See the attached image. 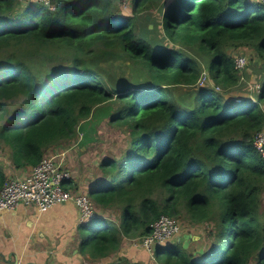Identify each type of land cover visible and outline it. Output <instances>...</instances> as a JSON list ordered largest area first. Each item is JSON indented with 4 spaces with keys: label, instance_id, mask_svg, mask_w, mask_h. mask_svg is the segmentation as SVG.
<instances>
[{
    "label": "trees",
    "instance_id": "obj_1",
    "mask_svg": "<svg viewBox=\"0 0 264 264\" xmlns=\"http://www.w3.org/2000/svg\"><path fill=\"white\" fill-rule=\"evenodd\" d=\"M18 1L0 0L8 165H37L101 104L111 122L127 126L118 156L100 159V177L69 166L64 188H86L95 207L78 226V253L105 259L125 238L150 235L161 215L186 213L197 223L216 220V238L197 255L176 241L163 259L158 246L163 264H264V154L254 145L264 129V3L126 0L125 14V0ZM239 47L254 51L253 71L242 74L259 87L229 100L222 94L238 90L241 75L228 51ZM106 54L129 58V77L99 68ZM204 71L209 80L199 85ZM8 177L0 164V189ZM96 208L118 211V222Z\"/></svg>",
    "mask_w": 264,
    "mask_h": 264
},
{
    "label": "rangeland",
    "instance_id": "obj_2",
    "mask_svg": "<svg viewBox=\"0 0 264 264\" xmlns=\"http://www.w3.org/2000/svg\"><path fill=\"white\" fill-rule=\"evenodd\" d=\"M38 1L40 0H19L18 2L20 6H23L27 3ZM121 12L125 14L130 13L129 1L126 4H121ZM147 23H149L148 18L144 19V21H141V24L143 26H146L145 24ZM228 53L232 57H244L246 60V66L241 71L238 70L241 75L239 84L237 86L238 90L222 94V96L226 97L229 100H241L253 96V93L258 89L256 87L258 85L253 83L251 78H247L245 77V75L242 76V72L245 71L246 73H249L253 71L254 67L252 66V64H248L249 62L257 61V57L254 51L249 48L239 47L230 48ZM98 67L105 69L111 77H129L131 73L130 59L117 55H101L99 57ZM126 128L127 126L123 124L111 122L104 104H101L93 110L92 114L86 120L81 122V124L77 128V135L72 141L65 142L59 146L51 148L47 150L44 155H47L49 153L61 155L60 157L62 158V165L63 167L68 168L70 172H72L71 175L74 174V172L71 168H69L70 164L75 167V170L77 171V173H79L78 176L81 177L85 174L84 177H87L88 175L86 174H91L93 177L97 178L100 177L98 172V164L100 159L104 156H118L120 150L123 149L127 135ZM8 152H10V148L6 144L0 142V164L3 163L8 172L14 175L16 170L12 169V167L8 165ZM77 185L79 187L78 183ZM72 191L76 190L72 189ZM262 198L264 199V193L262 195ZM96 214H101L103 217L108 218L115 223H117L119 220L118 211L114 209L96 208ZM174 218L179 224V233L172 236L171 238H168L163 244H166L168 241L175 243L176 241L174 237H176L177 235H180L179 237H181L183 234H190L191 238L187 244L186 249L189 251V253L191 252L195 255H197V253L199 252V250H197L198 248H202L204 251L207 246L215 240L216 234L219 230V226L216 220L213 222L204 221L197 223L191 221L186 213L181 216H175ZM91 228L92 227H90L89 231H91ZM192 235L193 237H196L195 240H192ZM124 241V244L126 245L124 247L125 253H127L129 248L134 245V249L145 254L143 259L138 258V256L135 259H132V261L127 258H120L123 257L121 244L117 252L112 253L105 259L90 260L89 258L81 256V254L78 253V258H80V260H75L73 264H133L137 262L141 264H163L154 254L155 246H153L148 251L139 246V238L125 239ZM167 248V246H164V249L160 254V258L164 259L166 251H168ZM250 264H254V262L252 261Z\"/></svg>",
    "mask_w": 264,
    "mask_h": 264
},
{
    "label": "crops",
    "instance_id": "obj_3",
    "mask_svg": "<svg viewBox=\"0 0 264 264\" xmlns=\"http://www.w3.org/2000/svg\"><path fill=\"white\" fill-rule=\"evenodd\" d=\"M30 169L17 170L14 175L8 172L9 177H26ZM79 218L78 208L72 201L53 205L44 212L33 204H19L15 209L1 211L0 264H73L78 258ZM179 236L174 237L175 241ZM195 239L192 235V240ZM124 243L120 258L143 259L145 254L134 249V245L125 253ZM173 243L161 245L169 247Z\"/></svg>",
    "mask_w": 264,
    "mask_h": 264
},
{
    "label": "built area",
    "instance_id": "obj_4",
    "mask_svg": "<svg viewBox=\"0 0 264 264\" xmlns=\"http://www.w3.org/2000/svg\"><path fill=\"white\" fill-rule=\"evenodd\" d=\"M40 1L50 4V0ZM257 1L264 3V0ZM245 66L244 57H234L236 70L241 71ZM207 80L209 79L204 71L198 84L203 85ZM254 145L264 154V130L255 136ZM60 156L52 153L44 155L37 165L31 167L26 177L8 178L0 189V212L15 209L19 204L27 206L33 204L39 211L44 212L53 205L72 201L78 208L81 223L92 218L95 207L87 191H72L64 188L65 182H68L72 175L68 168L63 167ZM152 226V233L139 238L138 242L140 247L148 251L179 233V224L172 216L161 215Z\"/></svg>",
    "mask_w": 264,
    "mask_h": 264
},
{
    "label": "water",
    "instance_id": "obj_5",
    "mask_svg": "<svg viewBox=\"0 0 264 264\" xmlns=\"http://www.w3.org/2000/svg\"><path fill=\"white\" fill-rule=\"evenodd\" d=\"M190 238H191L190 234H183L181 237H179L178 241H181L183 248H186ZM202 251H203V249H199L200 253Z\"/></svg>",
    "mask_w": 264,
    "mask_h": 264
},
{
    "label": "clouds",
    "instance_id": "obj_6",
    "mask_svg": "<svg viewBox=\"0 0 264 264\" xmlns=\"http://www.w3.org/2000/svg\"><path fill=\"white\" fill-rule=\"evenodd\" d=\"M173 217V216H172Z\"/></svg>",
    "mask_w": 264,
    "mask_h": 264
}]
</instances>
